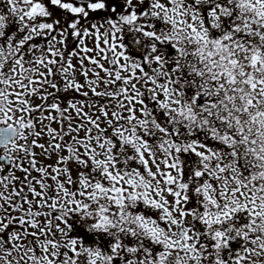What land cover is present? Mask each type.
I'll return each instance as SVG.
<instances>
[{"label":"snow or ice","instance_id":"1","mask_svg":"<svg viewBox=\"0 0 264 264\" xmlns=\"http://www.w3.org/2000/svg\"><path fill=\"white\" fill-rule=\"evenodd\" d=\"M0 264H264V0H0Z\"/></svg>","mask_w":264,"mask_h":264}]
</instances>
